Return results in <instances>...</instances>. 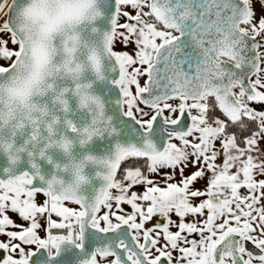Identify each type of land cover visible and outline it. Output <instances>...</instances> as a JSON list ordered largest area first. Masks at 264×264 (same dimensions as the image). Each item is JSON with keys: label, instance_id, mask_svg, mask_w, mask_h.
I'll return each instance as SVG.
<instances>
[{"label": "snow or ice", "instance_id": "1", "mask_svg": "<svg viewBox=\"0 0 264 264\" xmlns=\"http://www.w3.org/2000/svg\"><path fill=\"white\" fill-rule=\"evenodd\" d=\"M0 153V264H264V0H0Z\"/></svg>", "mask_w": 264, "mask_h": 264}, {"label": "water", "instance_id": "2", "mask_svg": "<svg viewBox=\"0 0 264 264\" xmlns=\"http://www.w3.org/2000/svg\"><path fill=\"white\" fill-rule=\"evenodd\" d=\"M6 157L3 155V153H0V164H2V165H4V166H6ZM93 167L94 166H90L87 170L89 171V172H93ZM93 174H94V172H93Z\"/></svg>", "mask_w": 264, "mask_h": 264}, {"label": "rangeland", "instance_id": "3", "mask_svg": "<svg viewBox=\"0 0 264 264\" xmlns=\"http://www.w3.org/2000/svg\"><path fill=\"white\" fill-rule=\"evenodd\" d=\"M117 47H119V46H117Z\"/></svg>", "mask_w": 264, "mask_h": 264}]
</instances>
